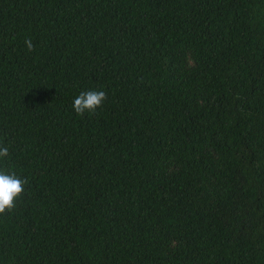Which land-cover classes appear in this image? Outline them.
I'll list each match as a JSON object with an SVG mask.
<instances>
[{
  "label": "trees",
  "instance_id": "1",
  "mask_svg": "<svg viewBox=\"0 0 264 264\" xmlns=\"http://www.w3.org/2000/svg\"><path fill=\"white\" fill-rule=\"evenodd\" d=\"M0 146V264H264V0H0Z\"/></svg>",
  "mask_w": 264,
  "mask_h": 264
},
{
  "label": "clouds",
  "instance_id": "2",
  "mask_svg": "<svg viewBox=\"0 0 264 264\" xmlns=\"http://www.w3.org/2000/svg\"><path fill=\"white\" fill-rule=\"evenodd\" d=\"M28 51L34 50L31 39L26 40ZM107 99L106 92L102 90L81 91L73 99L72 108L74 112L83 117L86 113L93 115L96 110L102 106ZM9 149L0 146V158L7 157ZM28 183L27 178H20L15 172L0 170V214L11 212L16 207V200L24 192V185Z\"/></svg>",
  "mask_w": 264,
  "mask_h": 264
}]
</instances>
